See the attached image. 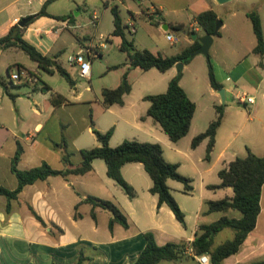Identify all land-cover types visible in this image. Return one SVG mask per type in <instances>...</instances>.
<instances>
[{
	"label": "crops",
	"instance_id": "crops-1",
	"mask_svg": "<svg viewBox=\"0 0 264 264\" xmlns=\"http://www.w3.org/2000/svg\"><path fill=\"white\" fill-rule=\"evenodd\" d=\"M19 1L0 0L2 5L5 4L0 8V38L4 37L10 28L18 24L21 19L37 14L35 11L25 10L18 6ZM27 1L29 5L33 3V0ZM39 1L40 4H44L47 0ZM106 6H109V2ZM220 6L226 5L219 4L216 0H191V5L188 8L173 7L165 10L163 5L154 4L153 7L145 9L144 16L148 18V14L151 13V17L148 19L156 26L166 27L165 31L168 34L169 29L181 27L180 30H183L186 24L179 17L174 20H162V18L168 14H181V11L186 10L185 16L190 21L191 28L186 39L187 46L184 48L186 49L194 43V34L197 36L196 39L205 35L199 28L195 17L207 10L215 12L214 9ZM235 14L236 12L232 13L233 16ZM49 15L52 17L42 16L31 22L23 33V39L33 45L41 54L51 58L53 67L59 64L64 68L76 85V74L73 69H77V67L68 63L70 65L68 69L59 62V56L66 46V43L62 41V34L64 30H68L69 24H73V19L63 16L64 20H58L54 17L61 16ZM132 18L135 19V15H132ZM93 19L99 21L96 16ZM126 22L123 24L125 25ZM225 25L224 23L223 26ZM125 33L127 39L134 42L132 36L137 34L136 27L134 32L128 28ZM104 38L101 34L98 42L90 40L83 43L77 40L78 46L75 53L90 45L97 47L103 44L106 47ZM118 38L120 39V37ZM175 38L177 39L176 43L180 42V38ZM120 43L121 39L118 47ZM135 48L140 51L145 50L137 46ZM12 50L20 51L17 48L1 49L0 58L8 57L6 54ZM120 52L122 51L120 50ZM151 52L160 53L158 51ZM122 54L123 60L110 64L107 67V72L102 74L104 75L102 77H107L109 73L114 74V77H111L108 82L109 84H104L98 89L91 86L94 98L92 100L86 98L84 101L90 121V126L87 129L91 137L82 139V141L80 137L74 140H65L66 149L62 146L61 138L50 136L42 120L43 111L51 118L70 105V101L64 95L49 85H45L42 89L43 95H41L44 105L40 109V105L34 100L35 107L31 109L37 116V121L33 126L24 128L25 117L21 110H17L13 114L12 111L6 112L4 100L8 97L12 98L5 93L0 85V187L13 191L18 186L17 178L11 171V161L18 145L22 147L23 151L18 163L19 170H29L39 167L43 163L48 164L54 170L79 166L83 160L80 151L100 145L93 133L92 119L94 128L102 133L111 128L114 129L109 141L111 147H117L125 139L159 144L163 149L165 160L178 164L179 172L192 179L193 191L189 193L185 192L182 183L171 179L167 181L172 196L185 215V224H181L176 219L168 206H158L157 196L150 192L153 182L143 164L132 162L121 168L124 180L135 191V196L130 198L114 180L108 177L105 161L95 159L92 162V170L86 174L51 176L46 180H39L25 186L18 194L17 199L9 202V210H7V199L0 196V264H76L80 258H83L82 264H132L146 245L144 234L147 232L154 235L159 246L167 243H185L186 256L183 259L161 261L158 264H200L197 260L198 255L194 251L188 250L192 247L197 236L202 234L200 227L211 225L222 217L235 219L242 217V214L236 210L209 212L208 202L233 196L231 188H212L221 184L218 174L230 162L236 158L246 157L248 150L258 157L264 156V105L262 109L257 107V100L264 99V63L260 61V59H264V53L256 54L251 61H247L248 71L256 73L255 80L247 81L244 76L245 72L236 75L234 85L248 87V90L242 95L240 92L233 94L238 105L234 102H230L228 105L223 104L225 107L223 122L217 130L215 146L208 160L205 158L208 139L202 141L196 148H193L191 144L192 140L205 132L209 124L216 118L215 106L219 105L211 102L202 103L204 97L199 94L197 86L192 87L191 90L185 87L183 80L185 65L182 68L179 84L190 100L195 103L196 109L188 134L177 142L171 141L161 126L147 116L150 103L144 100L148 95L166 92L170 80L179 74L176 66L166 72H160L157 69L143 71L136 68L130 70L126 75V81L130 84L131 91L124 96V104H115L109 107L103 105L101 91L105 88L115 89L125 83L128 58L126 53L122 52ZM103 56V51L99 49V56L93 58L92 63L94 59L103 58ZM244 60V58L240 60L238 66L245 65ZM34 64L36 69L41 70L35 62ZM5 65L6 72L8 67L13 66L7 72V79L11 85H30L33 92L41 90L38 85L39 80L37 84L32 85L10 79V75L17 72L30 74L37 78L36 70L8 58ZM16 65H21L23 68H18ZM259 66L261 67L259 68ZM111 67L116 68L110 69ZM13 70L16 71L12 72ZM86 80L90 83L94 81L92 67L91 76ZM4 82L8 86L6 80ZM136 84L142 85V90L135 94L134 86ZM85 89L89 90V87ZM155 89H159V91ZM223 89L225 98H227L228 88L223 85ZM209 90L210 96L219 95L211 86ZM8 92L14 95L10 93L9 87ZM49 94L50 97H48ZM55 94L65 97L67 103L53 107L51 98ZM243 95L252 97L254 103H242L240 97ZM14 96L13 101L17 98V95ZM81 96L82 93L78 95V97ZM58 123L61 124L60 119H58ZM62 124H64L63 129L67 127L65 125H68ZM79 141L85 144H79ZM66 150L70 154L69 162L63 161ZM220 192L224 196L220 197ZM89 196L114 203L126 217L128 227L125 228L115 223L110 228L111 213L85 202ZM260 207L261 211L254 230L248 234L239 251L225 258L220 264H251L264 261V185ZM33 212L41 219H37ZM234 236L233 229L224 228L213 236L212 249L232 240ZM206 255L210 257L209 253ZM209 264H212L211 261Z\"/></svg>",
	"mask_w": 264,
	"mask_h": 264
},
{
	"label": "trees",
	"instance_id": "trees-1",
	"mask_svg": "<svg viewBox=\"0 0 264 264\" xmlns=\"http://www.w3.org/2000/svg\"><path fill=\"white\" fill-rule=\"evenodd\" d=\"M51 1L53 0H47L36 15L30 16L32 19L25 27L22 28L18 26V24L12 26L8 33L0 38V45L2 46V50L17 48L23 51L41 70L49 74L58 73L70 86H74L75 82L64 68L59 64L53 67L51 58L41 54L33 45L23 39L25 29L36 18L42 16L52 17L46 11V7ZM111 13L113 15L114 24L112 35L120 37L121 43L119 49L126 53L128 63L126 64L127 71L125 74V83L115 89L105 88L101 91V98L105 107L115 104H124V96L131 91V86L126 81V75L130 70L139 68L143 71L157 69L160 72H166L177 64L187 65L192 60L191 54L201 45L199 39H196L191 46L174 56H163L160 53L154 54L146 49L142 51L137 50L134 42L126 37L125 30L128 29V26L123 24L118 7H112ZM247 17L251 21L253 33L256 38V46L253 51L256 54L262 55L264 53L262 21L255 11L248 12ZM54 18L58 20L65 19L63 16ZM217 19L218 17L213 10L204 11L195 17L199 28L205 34H212L214 32ZM180 28L181 27H175L174 30H180ZM218 36H220V31ZM207 65L210 86L215 91L223 89V85L216 79L214 66L209 58L207 60ZM16 67L23 68L21 65H16ZM11 68H13V66L8 67L7 72L10 71ZM115 68L116 67H111L110 69ZM181 76L182 70H180L177 76L170 80L165 93L148 95L144 98L145 101L150 103L147 116L157 122L164 133L173 142L179 141L188 134L196 109L195 103L190 100L179 84ZM0 85L3 87L5 93L12 99L15 98L14 95L9 94L8 86L1 76ZM65 103H67V100L62 95L55 94L51 98L53 107H59ZM224 108V105L215 106L217 113L216 118L209 124L205 132L197 135L192 140L191 145L193 148H196L202 141L208 139L205 157L207 160L210 158V154L215 146L217 130L223 122ZM91 126L100 145L91 149L81 150L80 153L83 160L79 166L74 168L54 170L48 164L43 163L41 166L29 170H19L18 163L23 151L22 147L18 145L11 161V171L17 178L18 186L13 191L0 187V196H4L8 201L7 210L10 209L9 202L13 199H17L18 194L25 186L34 184L39 180H46L51 176L86 174L92 170V162L95 159H102L105 161L108 177L114 180L117 185L123 189L125 194L133 198L135 196V191L124 180L121 174V168L127 163L138 162L143 164L145 171L153 182L150 192L157 196L158 206H168L176 219L184 225L185 215L167 186V181L171 179L182 183L185 192L189 193L193 191L192 179L183 176L179 172V165L169 163L165 160L163 149L159 144L142 143L136 140L125 139L117 147H111L109 141L113 135L114 129L111 128L107 132L102 133L94 128L92 119ZM62 146L65 149L67 148L64 138H62ZM69 155V152L66 150L63 155L64 162H69ZM218 175L221 184L212 188H231L233 196L217 201H209V212H228L229 210H236L242 214V217L240 219L222 217L211 225L200 227L202 234L197 236L192 247L196 255L209 253L212 264H220L225 258L236 254L248 234L253 231L256 226L257 218L261 211L260 199L262 187L264 185V156L258 157L248 150L246 157L236 158L234 161L230 162L226 168L222 169ZM85 202L91 203L93 207H100L111 213L110 228H112L115 223L125 228L128 227L126 217L114 203L92 196L87 197ZM35 216L37 219H41L37 214H35ZM224 228L233 229L235 231L234 238L212 249L213 236ZM144 237L146 245L132 264H158L161 261H180L186 256L185 243H167L163 246H159L151 232L145 233ZM82 261L83 258H80L76 264H82ZM251 264H264V261Z\"/></svg>",
	"mask_w": 264,
	"mask_h": 264
},
{
	"label": "rangeland",
	"instance_id": "rangeland-1",
	"mask_svg": "<svg viewBox=\"0 0 264 264\" xmlns=\"http://www.w3.org/2000/svg\"><path fill=\"white\" fill-rule=\"evenodd\" d=\"M109 6L107 7V3ZM18 6L23 7L25 10H31L39 12L43 6L39 0H33L31 5L27 0H20L17 3ZM163 5L165 10L172 9L173 7L188 8L191 5V0H54L46 7V11L49 14L55 16L71 17L73 24H69L68 30L63 31L62 41L66 43L65 50L59 56V62L69 69L67 58L69 55L76 52L78 46L77 40L87 43L90 40L98 42L100 35L104 36L105 48H101L103 51V58H96L93 60L92 68L94 72V81L90 83L88 80L80 78L78 76V69L74 68L73 71L76 74V85L70 86L68 82L58 73L49 74L43 70L36 69L34 62L23 52L14 50L8 52V57L0 58V75L6 80L10 93L17 95L15 101L5 98L6 112L12 111V114L17 110H21L24 114L25 126L28 128L33 126L37 121V116L31 111L34 100L41 106L44 105L41 95L42 89L45 85H49L52 89L60 92L69 101L70 105L67 106L62 112L56 114L55 117H49V114L43 111V122L46 125V131L49 132L51 137L57 136L58 138H64L65 140H74L80 137V140L87 137H91L88 127L90 126L89 117H87V107L84 104L86 98L93 99V93L91 92V86L95 89L100 88L104 84H109L111 77H114L113 73H109L107 77H102L107 72V67L110 64L121 62L123 60V54L119 50V38L112 35L114 30L113 15L111 8L117 6L120 10V16L122 22L126 24L128 22H134L137 34H133L135 46L150 51H158L167 56L175 55L181 52L186 46V39L188 38V32H190V21L185 16L186 10L181 11V14H168L163 19L174 20L177 17L182 18L186 24L183 30L169 29L168 33L180 38V42L171 44L167 40V32L163 29L162 25L156 26L151 20L144 16L146 8H151L153 5ZM5 4L0 3V8ZM226 6H220L215 8V12L225 26H222L220 30V36H216L213 39L212 46L209 50V59L211 60L215 76L219 83L228 88L227 98L222 101L219 95L210 96V82L208 76V58L203 54L196 55L192 60L183 68L185 87L191 90L192 87L197 86L199 94L202 95V103L209 102L217 105H223L230 102L238 103L235 101L233 94L248 90V87L234 85V79L238 73L245 72L244 76L247 81H253L256 78L255 71H248V60L251 61L255 57L253 49L256 46V38L253 33L252 24L246 14L248 12H257L261 21L264 32V0H231L225 4ZM190 9V8H189ZM236 12L235 16L232 15ZM135 15V19L132 18ZM94 16L99 18L97 22L94 20ZM125 24V25H126ZM11 59L13 62L24 64L27 68L37 71V78L40 86L39 92H33L30 85L13 86L7 79L6 72V60ZM245 59L243 66H238V62ZM264 63V59H260ZM5 62V63H4ZM108 62V63H107ZM261 66H259L260 68ZM243 68V69H242ZM13 70L12 72H15ZM158 71V70H157ZM156 73H159L157 72ZM178 71V70H177ZM151 73V72H150ZM264 76V74H263ZM149 77V76H147ZM229 77V79H228ZM264 85V84H263ZM106 86V85H105ZM89 87V90L85 88ZM76 88V90H75ZM142 90V85L136 84L134 86V93H138ZM159 91V89H155ZM190 92V91H189ZM82 93L81 97L78 95ZM163 93V92H162ZM46 94V93H45ZM192 95V93H191ZM51 95L49 94L48 97ZM194 96V95H192ZM4 106V104H2ZM264 99L257 100V107H263ZM244 107V106H242ZM37 108V107H36ZM247 109V108H246ZM249 109V108H248ZM212 113V112H211ZM60 119L61 124L58 123ZM103 121L105 119L102 118ZM56 123V124H55ZM67 127L63 129L64 124ZM68 128V131L66 129ZM92 131V130H91ZM82 133V134H81ZM56 134V135H55ZM79 144H85L80 143ZM220 197L224 196L220 192Z\"/></svg>",
	"mask_w": 264,
	"mask_h": 264
},
{
	"label": "built area",
	"instance_id": "built-area-1",
	"mask_svg": "<svg viewBox=\"0 0 264 264\" xmlns=\"http://www.w3.org/2000/svg\"><path fill=\"white\" fill-rule=\"evenodd\" d=\"M151 17V13L148 14V18ZM128 26V28H130V30L132 32L135 31V26L133 22H128L126 24ZM167 40L172 43L175 44L177 42V39L171 35V34H167ZM105 47L103 44H101L100 46H88L87 48H85L84 50H81L75 54L69 55L67 58V61L70 65L77 67L78 69V76L80 78L83 79H89L91 76V64H92V59L95 57L99 56V49ZM10 79L12 81L15 82H24L26 84H37L38 79L30 74H23V73H15L10 75ZM240 101L242 103H246V104H253L254 103V99L252 97H248L247 95H243L240 97ZM190 252H193V248L191 247L190 249H188ZM197 260L199 261L200 264H209L210 263V257L206 254H202V255H198L197 256Z\"/></svg>",
	"mask_w": 264,
	"mask_h": 264
},
{
	"label": "water",
	"instance_id": "water-1",
	"mask_svg": "<svg viewBox=\"0 0 264 264\" xmlns=\"http://www.w3.org/2000/svg\"><path fill=\"white\" fill-rule=\"evenodd\" d=\"M216 1L219 4H226V3L230 2L231 0H216ZM31 19H32L31 17H26V18L21 19L18 23V26H20L22 28L25 27V25H27L31 21ZM222 26H223V23L217 19L214 32L212 34H205L203 37L199 38V42L201 45L198 49H196L191 54V58H194L196 55H199V54H203L204 56L209 58V50L212 46L213 39H214V37L218 36V33H219ZM163 29L167 30L166 27H163ZM196 38H197V36L194 34L193 39L196 40ZM1 49H2V46L0 45V50ZM182 68H183V64H177L176 65V69L178 70V73H180V70H182ZM217 93L221 97L222 101H224L225 100L224 89L217 91Z\"/></svg>",
	"mask_w": 264,
	"mask_h": 264
}]
</instances>
